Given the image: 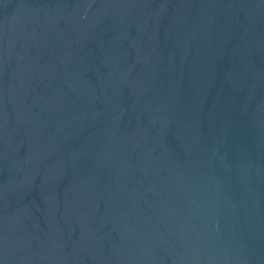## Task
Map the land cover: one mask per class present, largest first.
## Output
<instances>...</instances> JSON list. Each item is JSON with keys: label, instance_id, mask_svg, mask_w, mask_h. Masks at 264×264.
<instances>
[{"label": "water", "instance_id": "water-1", "mask_svg": "<svg viewBox=\"0 0 264 264\" xmlns=\"http://www.w3.org/2000/svg\"><path fill=\"white\" fill-rule=\"evenodd\" d=\"M0 264H264V0H0Z\"/></svg>", "mask_w": 264, "mask_h": 264}]
</instances>
